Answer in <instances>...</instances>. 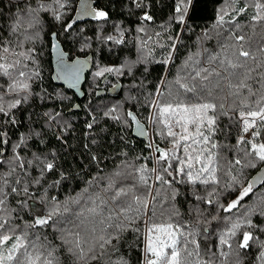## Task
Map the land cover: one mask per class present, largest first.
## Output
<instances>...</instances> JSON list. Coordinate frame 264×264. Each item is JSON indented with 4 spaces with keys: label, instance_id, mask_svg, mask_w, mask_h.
Segmentation results:
<instances>
[{
    "label": "snow or ice",
    "instance_id": "obj_1",
    "mask_svg": "<svg viewBox=\"0 0 264 264\" xmlns=\"http://www.w3.org/2000/svg\"><path fill=\"white\" fill-rule=\"evenodd\" d=\"M128 2L135 26L109 32L94 0H0V264H264V0H213L204 26L208 0H168L159 21L152 0ZM84 17L93 36L74 27ZM95 42L128 54L94 64L92 94L109 76L128 94L84 106L77 157L45 49L51 79L79 89Z\"/></svg>",
    "mask_w": 264,
    "mask_h": 264
},
{
    "label": "trees",
    "instance_id": "obj_2",
    "mask_svg": "<svg viewBox=\"0 0 264 264\" xmlns=\"http://www.w3.org/2000/svg\"><path fill=\"white\" fill-rule=\"evenodd\" d=\"M94 3L96 7H102L106 11L109 12L110 15V21L106 24H103L102 26L111 32L112 30V24H123L125 27H134L135 26V21L137 19V16L132 14L129 11V8L131 5L129 4L128 0H94ZM168 3V0H152V9L151 11L156 13V19L162 20L166 18L168 14V9L164 7L165 4ZM4 5L9 4V0H3ZM73 7H77L76 4L73 5ZM213 0H208V6L202 13V19L198 20L197 23L200 24L201 26L204 25H211L212 24V16H213ZM14 8H9V7H4V13L9 14L10 12L14 11ZM135 12H139V10H134ZM71 15H74V13H70ZM101 26V22L94 21L92 19H86V20H81L78 21V25L74 27H79L84 29V33L87 36H93V34L96 32L97 28ZM61 40L63 41V37H61ZM185 40L186 42L191 45L192 41L188 39L187 35H185ZM62 47H64L65 51H69V55L72 59L76 58V56L80 57H86L84 53H80L78 51L80 45L69 42L67 45H64L62 43ZM108 47L106 45L99 44L98 42L93 43V47L91 49H87L86 53L88 55H92V60H93V68L92 70L88 73L85 85L83 87L84 91V98L80 100L77 95L69 90L66 89L62 85H57L55 84L54 80L51 79L54 68L52 64V55L50 54L49 50L46 48L45 49V57H44V63H43V69H44V85L48 87V90L50 93H53L55 95L56 93H60L65 97L63 100V103L61 104L59 100L55 101L54 103L62 110V114H64L69 120L72 121L73 124V129L74 131H70L68 139L69 142L75 146L76 148H80V151L76 152L75 155L77 157L80 156V153L83 151V149L80 147L81 146V140H82V132L84 130V123L85 120L88 118L86 116V111L87 109L84 107L85 105H88L90 107H96L101 100L105 104H114L122 101L124 97L127 96L128 92V84H129V79L125 77H120L119 79L115 76H110L108 79L107 83L102 84V81L99 82V88L96 89L97 91L99 90H109L111 88V85L113 83H121L122 87V95L119 98H112L109 96H103L98 99H96L95 95L93 93V87L95 83H97L92 76V72L95 71L94 64L96 62L102 63V64H119L123 58V56L127 55V49L124 51H121L119 48L115 49L113 52L108 51ZM99 48H103V52L101 53L99 51ZM95 53V55H93ZM184 54V50H181V55ZM177 63H179V59L177 60ZM162 71L161 66L153 64L151 66V75L149 76V79L152 80L153 78L157 77ZM79 103L81 105V110L75 111L73 113H67L68 110L72 108V105ZM50 105H45V107H49ZM37 111H40V109H37ZM109 125H112L111 121H108ZM110 131L112 133V137H114L117 134V128L116 126H111ZM128 137H130L131 141L135 143V151H140V149L143 147L142 140L137 139L133 136L132 131L129 130L127 133ZM111 139V137H109ZM51 142L52 146H56V141L54 139V136L51 137ZM121 145L119 142L114 146V148H107V145L105 144V154L108 151H119ZM71 151V149H70ZM69 160H73V157H69ZM85 162H87L85 160ZM109 167H111V162L106 161ZM76 165H79V160L75 161ZM256 174V170H250L249 173V178L254 176ZM260 186H257L256 191L259 192ZM39 193H37V196ZM60 198L63 199V193H60Z\"/></svg>",
    "mask_w": 264,
    "mask_h": 264
},
{
    "label": "water",
    "instance_id": "obj_3",
    "mask_svg": "<svg viewBox=\"0 0 264 264\" xmlns=\"http://www.w3.org/2000/svg\"><path fill=\"white\" fill-rule=\"evenodd\" d=\"M95 5V3L93 4V6ZM86 19H91L90 17H84L82 20H86ZM52 55V54H51ZM88 56H91L92 57V55L90 54V55H88ZM81 59H85L86 57H80ZM75 59V58H74ZM52 64H53V68H54V72H53V75H54V73H55V57H54V55H52ZM92 68H93V60L89 63V66H88V68L87 69H85V72H84V75H83V79H82V81H81V84H80V87H79V89H75V88H69L63 81H55L54 80V82H55V84H57V85H62V86H64L66 89H69V90H71V91H73L76 95H77V97L80 99V100H82L83 98H84V96H85V94L83 95V96H81V95H79V92H84L83 91V87H84V85H85V82H86V78H87V75H88V73L92 70ZM110 78V76L108 77V79ZM105 82H102V84H104ZM117 83H119V82H117ZM119 84H121V83H119ZM111 89V88H110ZM101 93H102V96L101 97H103V96H109V97H112V98H119V97H121V95H122V88H120V89H116V90H111V91H109V90H99ZM96 99H98V98H100V97H95ZM76 104H79V103H76ZM72 109V108H71ZM81 110V109H80ZM75 111H78V110H73L71 113H73V112H75ZM67 113H69L70 114V112H69V110L67 111ZM134 136V135H133ZM135 138H137V139H140V140H142V138H139V137H136V136H134ZM257 174V173H256ZM255 174V175H256ZM254 175V176H255Z\"/></svg>",
    "mask_w": 264,
    "mask_h": 264
}]
</instances>
